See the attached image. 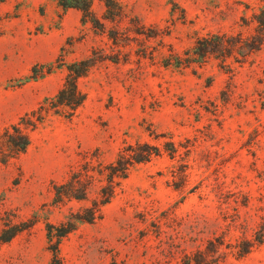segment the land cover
Masks as SVG:
<instances>
[{
	"label": "rangeland",
	"instance_id": "rangeland-1",
	"mask_svg": "<svg viewBox=\"0 0 264 264\" xmlns=\"http://www.w3.org/2000/svg\"><path fill=\"white\" fill-rule=\"evenodd\" d=\"M114 1L109 13L94 1L98 23L58 0H0V129L54 96L68 64L92 61L76 113L51 114L25 154L0 162V229L37 220L0 246V264H52L45 222L97 196L56 205L53 184L85 157L146 142L161 153L63 239L61 264H199L207 250L209 264H264V45L226 62L194 52L208 34H256L264 0Z\"/></svg>",
	"mask_w": 264,
	"mask_h": 264
},
{
	"label": "trees",
	"instance_id": "trees-1",
	"mask_svg": "<svg viewBox=\"0 0 264 264\" xmlns=\"http://www.w3.org/2000/svg\"><path fill=\"white\" fill-rule=\"evenodd\" d=\"M95 0H58L64 9L76 8L83 12V21H97L92 9ZM107 7V13L111 12V4L114 0H103ZM122 14L120 6L115 8L110 17H118ZM257 23V33L245 36L243 31L237 35L228 32L208 34L196 41L194 46L195 55L199 56L201 63L206 62L212 56L225 61L238 50H259L264 45V6L254 15ZM92 66L90 59H83L67 65V76L62 87L52 97H46L36 109L26 112L18 121L0 129V162L9 164L25 154L31 144V134L51 114L72 117L78 108L86 100V93L80 87V79L85 77ZM160 148L150 143L129 144L121 149L117 157L111 162H97L94 158L85 157L81 163L70 169L68 177L60 183L53 184L56 205H62L73 200H90V194L95 192L96 198L90 206H84L77 211L70 212L67 220L59 223L46 221V230L50 249L53 252L52 264H61L60 244L64 238L72 233L79 224L94 223L103 216V209L112 202L117 195V189L121 186L132 168L140 163L150 161L160 154ZM37 220L29 219L18 223L8 221L5 227L0 229V246L12 241L20 233L30 229ZM264 234V223L262 225ZM264 241V236L259 243ZM215 246L213 241L209 243ZM216 246L215 251H219ZM246 248L239 251L244 256L250 251ZM210 251L198 253L199 264H209Z\"/></svg>",
	"mask_w": 264,
	"mask_h": 264
}]
</instances>
